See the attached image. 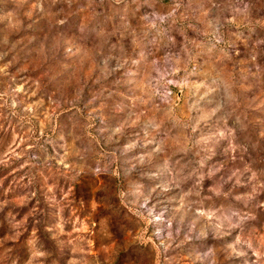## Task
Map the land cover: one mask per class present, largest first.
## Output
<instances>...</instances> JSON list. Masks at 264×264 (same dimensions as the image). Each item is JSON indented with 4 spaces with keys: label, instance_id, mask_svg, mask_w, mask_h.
I'll use <instances>...</instances> for the list:
<instances>
[{
    "label": "rangeland",
    "instance_id": "1",
    "mask_svg": "<svg viewBox=\"0 0 264 264\" xmlns=\"http://www.w3.org/2000/svg\"><path fill=\"white\" fill-rule=\"evenodd\" d=\"M0 264H264V0H0Z\"/></svg>",
    "mask_w": 264,
    "mask_h": 264
}]
</instances>
